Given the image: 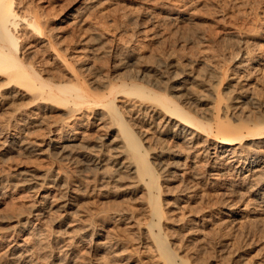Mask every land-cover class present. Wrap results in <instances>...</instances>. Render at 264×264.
I'll use <instances>...</instances> for the list:
<instances>
[{"label":"rangeland","instance_id":"374dc122","mask_svg":"<svg viewBox=\"0 0 264 264\" xmlns=\"http://www.w3.org/2000/svg\"><path fill=\"white\" fill-rule=\"evenodd\" d=\"M17 1L19 14L43 12L41 25L49 20L51 39L98 93L106 82L137 83L168 92L202 122L218 115L248 129L264 120V0ZM29 33L22 52L44 61V76L68 75L47 40ZM236 56L248 63L242 73L234 70ZM28 92L0 89V264H164L152 237L158 228L149 229L150 192L129 171L135 154L118 126L98 121L105 110L95 107L68 119L73 107L35 101ZM115 100L159 175V236L177 257L190 264H264V162L249 174L250 153L243 152L217 176L208 154L218 139L200 132L184 141L196 132L180 133L154 101ZM50 132L77 151L88 148L98 168L83 157L63 159L45 145ZM257 150L264 158V145ZM172 159L176 169L167 165ZM21 244L27 262L11 258Z\"/></svg>","mask_w":264,"mask_h":264},{"label":"bare ground","instance_id":"6f19581e","mask_svg":"<svg viewBox=\"0 0 264 264\" xmlns=\"http://www.w3.org/2000/svg\"><path fill=\"white\" fill-rule=\"evenodd\" d=\"M19 2L20 1L17 0H0V80H3V82L0 83V89L15 87L17 89H22L26 92L29 91L28 93H36V97H34L33 100L38 98L42 100L54 99L61 105H70L74 109L68 114V119L73 118L75 114L81 112L84 107L91 111L95 109H101L102 111L105 110L104 113L101 112L97 114V120L102 121L106 117L108 120H110V122H114L115 125H117L120 131L124 134L125 138L127 139L126 149H132L136 159V164L130 166L129 171H131L132 174L137 176L139 178V181L143 182V184L146 186L147 192H150V217H152L154 221H151L149 229L150 231H153L154 228H158V234H152V237L155 241L154 244L156 243L155 245L159 249V256L161 257V259H163L164 264H190L188 258L185 259L184 257L183 259L177 257L176 252L169 248V242L167 243V240L165 239L166 237L163 238L159 236V233L162 230L160 227V221L164 216L160 204V189L158 187L159 175L152 170L153 163L147 161L148 153L142 148L141 139L134 133L133 129L130 128V126H128V124H126L122 120V114L117 104L115 103L116 96L137 95L141 99H148L154 101L161 109L164 110L166 117H169L171 120H175L176 123L178 122L180 133L190 135L193 131L196 132L195 135L191 134V137H185L186 139H184V141H188L189 139H192V137H196L197 134L200 132H204L208 137H215V140L218 139V143L220 145L217 148H214L213 153L210 152V154H208V158H211L212 161L215 160L213 163H209L210 165H208V167L211 170H214L216 172V175L217 173L220 175L219 170L221 169L222 165L230 164L232 161L234 162L237 157H240L242 155L243 152L250 153V156L245 158L246 160H248L247 162H244V164L246 163L248 167V169L246 168L245 170L248 171L249 174L252 172L254 173V171L257 172L258 165L264 162V158H262L261 153H259V151L257 150L259 147H262L264 145V120H258V123L254 124L253 128L251 127L248 129H245V126L242 124H233V122L228 120L226 117L224 120H221L218 115L212 118L213 122H202L194 115L195 112L192 113L191 111H188L190 108L186 110V107L184 108L181 105L182 102H178V100H175L173 96L170 97L167 94L168 92H165L164 94L157 92L153 88H150V84V87H146L142 84L137 83L128 84L126 82L127 84H125L123 82L121 84H117L112 82H106V84H104L103 86L104 92L100 91V93H98L94 89H92L90 85L85 83L86 80L83 79L84 77H80V73L78 72L79 70H77L74 66L75 63L73 64L69 61L70 56L69 58H67L66 53L69 52L65 51V53L64 51H60L61 49L58 48V41L56 43L54 40L51 39L53 36V33H49L51 27L50 30H48L45 25L49 20H46L47 22L41 25L42 23H44V21H42L41 19L47 18L46 16L45 18H42L44 15H42L43 12L41 13L40 11V14H38L39 11H35L36 9H34L33 7L34 10L28 11L26 12V14H21V12L23 11H21L19 14V10H16L17 8H19L17 7L20 4ZM30 7L31 6L29 5L24 8L30 10L32 9ZM26 9L24 10V12L26 11ZM28 15H31L32 19H26ZM26 28L30 29V33L31 31L33 33L35 32L34 36L33 34H31L30 36V33L28 32L30 38H35L39 36L47 40L48 47L50 46V49H52L50 51L54 52L53 55L55 54V58L58 59L60 64L62 63L64 67L67 68L68 75L58 74V72L54 73L57 76V78L55 79L54 76L52 78L45 77V71L41 69V65L44 61H39V57L33 54V52L32 54L22 52L23 47H25L24 44L26 41V37H28L26 36V34L28 35L27 31H25ZM23 32L26 33L23 34ZM232 62H234V70H236V72L238 73H242V71H244V69L248 65V63L242 60L240 56H236V58L233 57ZM81 76L83 75L81 74ZM93 107H95V109ZM189 130L190 132H188ZM57 134L59 135H57L56 137H50L52 135L51 132L48 134L47 142L45 143L47 147H49L50 149H58L60 156L63 155V159L65 160L73 162L76 159V156L83 157L84 159H86V165L92 167V169L95 170L98 168V161H95L97 159H93L95 154H91L92 152L89 151L88 148L81 147L80 150L77 151L73 148V144H61L60 132H58ZM0 137H3L1 128ZM7 137L8 136H5L4 140H6ZM71 140H73V138ZM8 142L11 143L13 141L10 140ZM244 143L249 144V147L251 148H248V145L244 146ZM73 149L75 151H73ZM169 152H172V150ZM171 155L173 156V158H177L179 156L177 155V153H174V151L173 153H171ZM221 160H223L224 163H221ZM175 162L176 161L172 159V161L168 162L167 165L170 168L176 169L175 167L178 166V162ZM104 179L105 177H100V181H103ZM28 180H33V177L30 176L27 181ZM42 203L43 201L40 202V204ZM40 210L41 208L39 209V211ZM87 230L88 229H86L85 231ZM150 231L148 230V232ZM11 252L12 253L10 254L12 256V259L17 260L16 258H22L24 262L28 261L27 258L29 257V252L26 245H17ZM177 258L181 259V261H179ZM176 259L179 261V263L176 261ZM197 261H199L200 264H205L201 263V259H197Z\"/></svg>","mask_w":264,"mask_h":264}]
</instances>
